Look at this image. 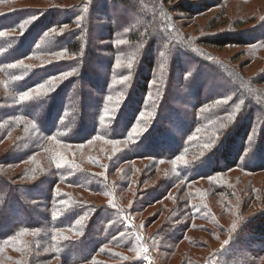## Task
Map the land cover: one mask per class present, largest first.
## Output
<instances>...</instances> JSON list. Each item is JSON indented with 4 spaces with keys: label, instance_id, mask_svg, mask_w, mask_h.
<instances>
[{
    "label": "trees",
    "instance_id": "obj_1",
    "mask_svg": "<svg viewBox=\"0 0 264 264\" xmlns=\"http://www.w3.org/2000/svg\"><path fill=\"white\" fill-rule=\"evenodd\" d=\"M18 1L21 0H0V8ZM25 6L0 16V74L5 77V88L14 92L18 103L5 111L6 119L28 117L39 135L25 136L24 147L13 144L12 150L0 156V165L27 161L28 155L40 145L38 151L49 144L79 146L105 140L114 149L103 146L109 151L103 149L102 155L94 158L95 164L106 168L105 171L81 168L74 162L60 167L51 165V170L44 167L40 171L42 176L32 186L16 184L18 179H31L29 176L20 174L13 180L0 172V221L5 220L4 212L25 215L13 222H0V250L9 255L11 263L144 264L142 247L149 238L143 227L126 222L124 217L163 201L176 188H181L173 196L175 199L185 196L186 202L173 208L164 226L152 234L153 238L166 232L170 243L166 253L174 254L177 246L186 240L194 244L189 236L191 231L221 232L225 239L213 249V257L219 258V263L264 264V211L255 210L245 217L240 213L243 217L238 222L223 225L215 203L206 201L205 190L197 186L187 190L199 179L221 177L234 170L247 174L264 172V97L259 92L264 86V73L247 81L239 68L226 61L208 55V62L199 61L201 52L187 46L191 41L175 29L169 16L177 12L193 14V5L179 0H81L68 10L58 7L48 11L40 5ZM99 6L102 11L97 13ZM109 8L122 13L121 18L109 14L106 11ZM100 18L107 24L100 34H93L91 22ZM64 27L68 30L54 34ZM7 32L10 34L6 35ZM42 38L44 42L39 45ZM104 42L107 44L101 45ZM258 43L257 37L249 33L243 37L230 33L201 38L196 45L221 50ZM13 44L15 47H10ZM85 49L90 57L96 50L105 56V77L98 85L94 76L93 85L97 83L94 87L87 84V77L95 75L96 70L83 68ZM188 49L194 52L190 53L191 60L187 58ZM37 55L59 56L61 60L35 66L43 63L40 62L43 58H36ZM64 56L75 60H63ZM196 65L202 72L215 69L212 80L229 86L227 91L220 94L215 88L209 97L201 96L197 103L174 97L175 92L184 97L196 94L193 78L200 71L193 72ZM80 77L86 82L80 86L82 95L70 96ZM89 89L94 95L92 101L86 95ZM32 90L35 92L28 99L29 104H25L27 100L23 103L18 100L19 95ZM33 104L41 105L43 114L28 112L27 107ZM173 104L180 106V112ZM202 105L208 110H197ZM129 106L130 112L125 114ZM182 113L191 123L180 116ZM162 120L168 121L173 129H165ZM174 128L182 129L180 140ZM157 142H163L160 147L168 148L157 151L153 144ZM218 155L219 166L215 164ZM147 158L156 167L149 175H141L145 180L157 177L163 163H172L174 168H162L161 180L141 198L137 197L129 209L122 203L120 194L129 188L132 177L123 172L115 180L114 172L127 162ZM49 181L47 188L42 187L41 184ZM210 184L209 197L221 195L226 203L223 209L235 208L228 201L237 194L234 185L225 181ZM60 186L86 190L104 203L87 202L83 193ZM39 187L43 194L31 192ZM255 194L256 190L251 193V202L257 197ZM37 203V210H41L38 219L32 213ZM193 263L190 258L183 262ZM2 264H8V259Z\"/></svg>",
    "mask_w": 264,
    "mask_h": 264
},
{
    "label": "rangeland",
    "instance_id": "obj_2",
    "mask_svg": "<svg viewBox=\"0 0 264 264\" xmlns=\"http://www.w3.org/2000/svg\"><path fill=\"white\" fill-rule=\"evenodd\" d=\"M80 1L81 0H21L13 3L11 6L7 8H0V16L6 14L7 12L9 13V11L12 12L14 8L23 9L26 7L25 5H34V6L40 5L44 7V11H48V9L52 10L58 7L59 8L62 7L63 9L68 10L73 4H76ZM179 1H182V3H185L188 6L193 5V9H194L193 14L187 15L177 12V13H172V15L169 16L171 17V20L173 19L174 21L175 29L182 32L183 35L187 36V39L189 38V40L191 41V43H188L187 46L190 47L191 49L193 48L201 52V54H199L197 57L199 61L203 60L204 62H208L207 60L210 59L208 58V56L212 57L211 59L226 61V63L232 64L233 66L239 68V70L243 73L244 78L247 81L255 80L264 73V0H179ZM86 4L88 5V3ZM173 5L174 4L170 6ZM100 11L102 10L99 6L97 8V13H99ZM106 11H108V13L113 16H117L120 18L122 16L121 15L122 13H120L119 11L115 12L114 9L112 8L111 9L109 8ZM169 22L171 23V21ZM106 24L107 23L102 18H100L98 22L94 20L93 22H91V26H90L92 29L91 31L93 32V34H97L102 31V27H104ZM64 30H68V28L64 27V29H62V31L60 32L54 31V34H61V32H63ZM230 33H232V35L234 36L240 35L242 37L247 35V33H249L250 36L257 37L259 43L244 48L234 46V47H226L221 50L212 47L202 46L201 44L196 45V42L201 40V38L217 37V36L221 37L225 34H230ZM8 34H10V32L6 33V35ZM16 34H15L16 37L19 36V34L17 35ZM43 42H44V38L38 41V44L42 45ZM105 44L107 43L105 42L101 43V45H105ZM10 47L14 48L15 44L11 45ZM191 49H188L189 52L185 51L187 53V58H189L194 53L193 51H191ZM36 58H43V60L41 61L39 60L40 62L43 61V63L36 64L35 66H46L48 63L51 64L50 62L53 61L58 62L59 60H61L59 56H52V55L45 57H41L37 55ZM63 58H64L63 60L65 59L72 61L75 60L74 57L64 56ZM104 58L105 56L101 52H97V50L94 51L93 56L90 57L89 50L85 49V53L83 54L82 57L84 64L83 68L86 69V67L88 66L89 70H96L95 75L93 76L91 75L90 78L87 77V84L90 83L92 87L97 86V83L99 85L103 80V78L105 77L107 65L104 62L105 60ZM89 60L92 61L89 62L88 64L87 62ZM26 62H30V60ZM195 67L196 68L193 69L194 70L193 72L198 73V71L200 70L198 76L193 78V84L196 86L197 89L196 94L194 93L191 94V96L189 97L186 96L184 97L183 94L181 93L179 94V92H175L174 97H183L184 99L189 98L190 103H197L198 100H200L202 97L203 98L209 97L211 93L215 91V88H217L216 91H218V89L220 90L219 91L220 94H222L223 91H227V88L229 86L228 87L221 86L220 81L219 83L218 82L215 83V78H213L212 80L211 75L215 74L216 72L215 69L213 68L205 69L206 71L202 72L201 71L202 68H200L198 65H196ZM39 76L37 78H41ZM94 76L97 77L96 85H93V82L96 81L95 79H93ZM175 76L178 78L177 73ZM225 77H226L225 75L223 77H219V80ZM62 78H67V77H62ZM83 81L81 80V77L76 81L77 86H74L72 88V92L70 96L78 98L79 96L82 95L80 86H82L83 84L86 85V82ZM5 82H6L5 77H3L0 74V156H2V154H4L9 150H12L10 148H12L13 144L24 147L26 141L24 143L23 138H25V136L34 138L39 135L37 134L38 132L35 129L32 121L28 117H17L14 119H6L8 117H5L6 115L5 111L14 108L18 103L15 100L16 97L14 95V92L5 88L6 87ZM220 87H222V90ZM192 88H194V86H192ZM261 88L262 89L259 92L264 97V86ZM41 89H43V87L38 90L41 91ZM90 89L88 90V94L86 93L88 99L94 96ZM34 92L35 90L27 92L29 94V99H30V95L34 94ZM22 95L23 94L19 95L18 100H21ZM24 101L26 100H22V103ZM28 102L29 101L27 99L25 104H29ZM172 106L180 112L179 105L173 104ZM206 106H208V104H206ZM197 110L207 111L208 108L205 107V105H202V107L198 108ZM27 111L33 114H43L41 105L38 106L36 104L27 107ZM128 112H130V106L128 108V111L125 112V114H127ZM180 116H182V118H184L187 122L191 120L188 116H185L184 113H182V115ZM167 122L166 120L161 121L163 127L169 130L172 127ZM33 128L36 131L33 130ZM6 130L9 132H6ZM181 130H182L181 128L179 130L178 128H174V132L177 135V138H179L180 136L179 134ZM154 137L157 138L156 135ZM229 139L231 138L229 137ZM157 143H153L154 146L157 148V151H161L165 148H168L166 146L165 147L159 146L160 144H163V142H159L158 144ZM121 144L125 146L124 143ZM172 144H175V142L173 141ZM103 146H108V148L110 149L112 148V150L114 149L112 143L105 140H99L98 142L96 140V142L92 144L88 143L79 146L68 145L65 143L63 144L57 143L56 146L55 144H49V146L46 145L44 148H42V150L38 151V148L41 149L42 147V145H40L36 148L35 152L28 155L27 161H20V163L14 164L12 166H7L6 164L0 165V172L4 174L8 179L10 178L13 180L17 177L16 175L22 174L24 177L29 176L31 179L29 180L18 179L16 181L17 182L16 184H20V185L28 184L29 186H32L34 183L38 182L35 180H39L38 178L42 176L40 175L41 174L40 171L45 168H47V170L48 169L51 170L52 166H57V161H60L61 165L65 164L64 161H67V163L74 162L76 165L81 166V168L83 167V168L93 169V171H105L106 168L100 167V165L95 164L97 162L94 160V158H97L99 154L102 155L103 149L105 148ZM186 158H183V160H185ZM99 162L101 163V161H98V163ZM153 162L154 161L149 158L144 159L142 161H135L134 163L127 162L120 167V170L122 169V171L118 170L114 172L113 177L115 180H119L123 172H125V174H127L128 176L132 177L129 188L123 191L122 193L119 192L121 193L120 194L121 200L123 198L122 200L123 202L122 201L121 202L126 206H128L129 209L133 208L135 204L134 203L135 199L137 197L141 198L144 192H146V190L151 189L161 180L159 179L161 177L159 173L162 168H165L166 170H173L174 168L172 163H163L160 165L158 174H156L157 177H154L149 180H145L144 178H141L142 177L141 175H144V173L146 176L153 171V169L156 167V165H154ZM215 164L219 166V155L215 159ZM129 170H131V172ZM219 177L220 176L214 177L209 180L199 179L195 181L193 184L189 185V187H187L188 188L187 190L190 191L193 188V186H197L201 188L202 191L205 190V192H207L205 198L206 201L207 202L211 201L212 203H215L214 204L215 211L216 212L219 211V218L223 225L228 226L231 223L238 222L241 216L240 213H242L243 216L245 217L251 214V212L255 210L264 211V172L247 174L239 170H234L232 172H229L221 176L220 178ZM140 179L144 181L140 182ZM222 181L227 182L229 185H234V188L237 191V194L235 196L238 197L235 198L234 196L233 199L228 200L230 201L229 203L235 206V208H232L231 210L228 211L223 209V205L226 204L224 202L225 197L221 195H216L213 198L209 197V194L211 192L209 187L211 186L210 183H216V182L219 183ZM41 185L42 187L47 188L48 185H50V181L48 183L45 182ZM42 187H39L37 189L33 188L31 189V192L35 195H37L38 193L43 194L44 192L42 191ZM60 188H65V189L67 188L76 193L77 192L83 193V196L85 197V200L87 202L92 201L95 204L104 203V200H102L99 196L87 192L86 190L79 188L74 189L64 186H60ZM180 189L181 188H176L173 191V193L177 192V190ZM254 190L257 191V194H255L257 197L254 199V201L251 202L250 196L252 192L254 193ZM173 193L170 194L168 198L164 199L163 201L154 203L148 206V208H144L142 211H140L137 214L135 213L129 214L128 216L124 217V220H127L126 222H133V223L135 222L140 227H143L147 238H149V240L148 241L146 240L145 244H143L142 247V252L146 254L144 255L143 253L142 255L143 256L142 258L145 260L144 264H183L184 260L187 258H190V261L194 262L193 264H222L219 263V258L213 257L214 250L217 249L219 246H221L223 240L225 239V235H223L221 232L212 234L207 232L191 231L189 232V236L193 241H195L194 244L192 243L190 245V243L188 244L187 240L183 241L177 246L174 254L166 253L165 248L170 244L169 240H166V236H165L166 232L152 238L153 232L157 231L158 229L164 226V221L167 219L168 213L172 211L173 208L176 209L178 208V205L181 206L184 204V202H186V200L184 199L185 196H181V197L177 196V198L175 199ZM2 197L7 198L6 196L3 195ZM200 197L202 199V194H200ZM10 201H12V199H10ZM242 203H244V205ZM38 205L39 203L36 204L35 206L36 209L34 208H33L34 210L32 209V211L34 212L30 210V212L33 213V216L36 219H38L41 216V210L40 209L37 210L39 208ZM4 215H5L4 216L5 220H2L0 222H13L15 218H21L25 216L19 213L13 214L12 211L4 212ZM5 254L6 253H3V250H0V264H2V261H6L7 259H8V264H14V262L11 263L10 257H8L9 255L8 254L5 255Z\"/></svg>",
    "mask_w": 264,
    "mask_h": 264
},
{
    "label": "snow or ice",
    "instance_id": "obj_3",
    "mask_svg": "<svg viewBox=\"0 0 264 264\" xmlns=\"http://www.w3.org/2000/svg\"><path fill=\"white\" fill-rule=\"evenodd\" d=\"M21 27H22V25H21ZM62 75L67 76L68 73H64V74H62ZM27 99H29V94H28V93H24V94L21 96V100H27ZM133 131H135V129H133ZM64 163H67V161H64ZM60 166H61V162H60V161H57V167H60ZM145 251H146V250H145Z\"/></svg>",
    "mask_w": 264,
    "mask_h": 264
}]
</instances>
